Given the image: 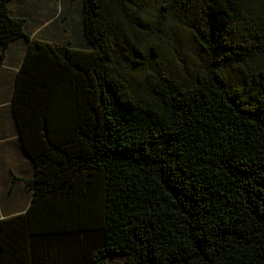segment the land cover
Segmentation results:
<instances>
[{
  "label": "trees",
  "instance_id": "obj_1",
  "mask_svg": "<svg viewBox=\"0 0 264 264\" xmlns=\"http://www.w3.org/2000/svg\"><path fill=\"white\" fill-rule=\"evenodd\" d=\"M10 2L0 57L27 43L11 106L34 174L11 172L31 198L0 218V264H264V0H82L83 47L30 35ZM172 10L208 61L134 83Z\"/></svg>",
  "mask_w": 264,
  "mask_h": 264
},
{
  "label": "rangeland",
  "instance_id": "obj_2",
  "mask_svg": "<svg viewBox=\"0 0 264 264\" xmlns=\"http://www.w3.org/2000/svg\"><path fill=\"white\" fill-rule=\"evenodd\" d=\"M9 7L14 15L27 19L26 31L32 33L35 38L42 40L51 35H58L56 39L62 43L71 41L76 47L85 45L80 36L82 0H11ZM148 10L151 13L146 24L155 27L158 21L157 11L154 7ZM163 20L167 22L168 33L162 40L155 39L159 45L155 48L158 55L150 54L149 48L142 52L143 64L130 70V78L134 83L148 79V70L154 67V62L158 64L157 66L171 70L173 74L185 75L190 79L194 77L200 66L208 61L206 54L195 44L190 33L184 28V18L176 10H172ZM23 52V44L13 45L11 52L4 59L6 65L0 64V74L3 76H0V121L4 131L11 129L7 101L10 99L13 78L11 79V75H3L4 71L12 72L3 71V68L16 67ZM261 69H264V58H259L250 65L252 72ZM233 79L235 83L239 80L237 77ZM4 149H7L5 145L0 147V217L7 213L22 211L31 198V192L24 182L17 183V186L14 185V189L9 191L11 181L9 182L8 178V166L15 164L18 159L14 157L16 154L13 155V152L9 153L8 149ZM33 172L34 169L28 170L27 177L33 175ZM123 261L124 257L121 255L113 254L107 257L108 264H123Z\"/></svg>",
  "mask_w": 264,
  "mask_h": 264
},
{
  "label": "crops",
  "instance_id": "obj_3",
  "mask_svg": "<svg viewBox=\"0 0 264 264\" xmlns=\"http://www.w3.org/2000/svg\"><path fill=\"white\" fill-rule=\"evenodd\" d=\"M29 34L34 36L32 33H29ZM18 43L23 44V48H24V52H25L27 43L25 41H23V40H18L13 45H16ZM12 46L5 50L3 57H1V59H0V64L6 65V61L4 59L6 58L7 54L9 52H11ZM1 52H2V50L0 48V54H1ZM24 52H23V55H24ZM23 55L20 56L19 63L16 65V67L11 66V68L10 67L8 68L6 66V68H3V71L7 70V71H12V72H5L4 71V73H2L3 75H7V76L11 75V79L13 78L12 79V89H11V92H10V99H9V101H7V105H8L7 108H8V111H9L8 112V116H9V121H10L9 123H10V126H11L10 131H4L2 129L3 124L0 121V147L5 145L7 147V149H8V152L9 153L13 152L14 153L13 155L16 154L14 157L18 159V161L15 164L8 166L9 182L12 179L11 172H13L19 178H31L33 175H31L30 177H27L26 173L28 172V170L32 171L34 169L32 160L29 158V156L27 155V153L25 152V150L23 148L21 137H20V133H19V130H18V127H17V124H16V119L14 117L12 106H11V104H12L11 100H12L14 84H15V75H16V72H17V70H18V68H19V66L21 64ZM0 76L3 77L1 74H0ZM3 132H5L6 134H4ZM7 149H4V150H7ZM33 174H34V172H33ZM19 182L23 183V181H21V180L16 181L15 186H17V183H19ZM29 203H30V201L25 205L24 209L27 208ZM19 212H21V211H19ZM19 212L7 213L5 215H2L0 218H3L5 216L15 215V214H17Z\"/></svg>",
  "mask_w": 264,
  "mask_h": 264
}]
</instances>
